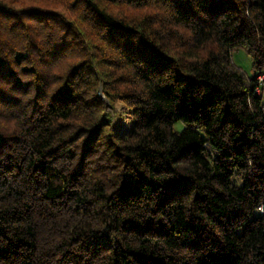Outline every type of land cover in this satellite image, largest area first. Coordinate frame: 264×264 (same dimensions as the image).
<instances>
[{
	"label": "trees",
	"instance_id": "trees-1",
	"mask_svg": "<svg viewBox=\"0 0 264 264\" xmlns=\"http://www.w3.org/2000/svg\"><path fill=\"white\" fill-rule=\"evenodd\" d=\"M240 50L264 0H0V264H264Z\"/></svg>",
	"mask_w": 264,
	"mask_h": 264
},
{
	"label": "rangeland",
	"instance_id": "rangeland-1",
	"mask_svg": "<svg viewBox=\"0 0 264 264\" xmlns=\"http://www.w3.org/2000/svg\"><path fill=\"white\" fill-rule=\"evenodd\" d=\"M233 62L234 64L241 68L249 77L256 76V80L258 86L264 88V69L262 73H257L255 70L252 69V60L246 54L244 50L237 51L233 55ZM259 89V94L262 93V90ZM112 112V116L114 117V124L117 130H121L122 132H127L132 125L131 116L128 114L127 106L125 103L118 101L115 104L114 109H109ZM178 128H180L178 126Z\"/></svg>",
	"mask_w": 264,
	"mask_h": 264
}]
</instances>
